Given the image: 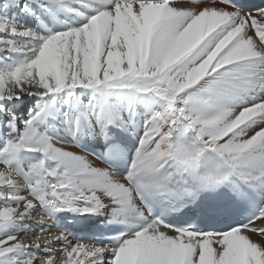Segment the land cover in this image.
<instances>
[{
	"label": "snow or ice",
	"instance_id": "obj_1",
	"mask_svg": "<svg viewBox=\"0 0 264 264\" xmlns=\"http://www.w3.org/2000/svg\"><path fill=\"white\" fill-rule=\"evenodd\" d=\"M0 264H264V3L0 0Z\"/></svg>",
	"mask_w": 264,
	"mask_h": 264
},
{
	"label": "bare ground",
	"instance_id": "obj_2",
	"mask_svg": "<svg viewBox=\"0 0 264 264\" xmlns=\"http://www.w3.org/2000/svg\"><path fill=\"white\" fill-rule=\"evenodd\" d=\"M76 150L79 151V149H76ZM37 219H39V216H37ZM47 223L48 224H52L53 225V229L55 230V225H54L53 221L49 220V221H47Z\"/></svg>",
	"mask_w": 264,
	"mask_h": 264
}]
</instances>
